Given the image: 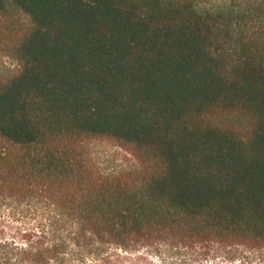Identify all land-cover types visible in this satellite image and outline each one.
I'll return each mask as SVG.
<instances>
[{"label":"trees","instance_id":"obj_1","mask_svg":"<svg viewBox=\"0 0 264 264\" xmlns=\"http://www.w3.org/2000/svg\"><path fill=\"white\" fill-rule=\"evenodd\" d=\"M0 53V205L35 222L0 264L264 252V0H0Z\"/></svg>","mask_w":264,"mask_h":264},{"label":"rangeland","instance_id":"obj_2","mask_svg":"<svg viewBox=\"0 0 264 264\" xmlns=\"http://www.w3.org/2000/svg\"><path fill=\"white\" fill-rule=\"evenodd\" d=\"M17 70L16 62L0 53V79L14 75ZM88 151L97 169L105 176L127 173L137 166L128 153L109 142H92L88 146ZM28 211L26 207L0 205V234L12 237L19 233V228L24 226L22 215L28 217L24 222L25 225H34L35 222L30 220ZM234 253L236 258L232 264H264V252L239 248L234 250ZM156 260L153 259L154 262Z\"/></svg>","mask_w":264,"mask_h":264}]
</instances>
